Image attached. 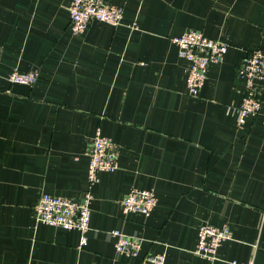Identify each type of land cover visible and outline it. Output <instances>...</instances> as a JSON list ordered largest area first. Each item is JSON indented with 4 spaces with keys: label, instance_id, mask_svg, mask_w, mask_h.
Listing matches in <instances>:
<instances>
[{
    "label": "crops",
    "instance_id": "crops-1",
    "mask_svg": "<svg viewBox=\"0 0 264 264\" xmlns=\"http://www.w3.org/2000/svg\"><path fill=\"white\" fill-rule=\"evenodd\" d=\"M121 23L70 29V0H0V264H264V73L260 108L238 122V69L264 52V0H103ZM195 29L227 45L196 95L172 36ZM13 70H36L32 85ZM99 130L119 145L118 167L88 184ZM131 188L152 189L149 215L124 212ZM90 190L86 243L75 229L36 221L42 193L81 200ZM227 225L216 259L196 255L201 224ZM141 239L119 253L112 229ZM235 261V263L233 262Z\"/></svg>",
    "mask_w": 264,
    "mask_h": 264
},
{
    "label": "built area",
    "instance_id": "built-area-1",
    "mask_svg": "<svg viewBox=\"0 0 264 264\" xmlns=\"http://www.w3.org/2000/svg\"><path fill=\"white\" fill-rule=\"evenodd\" d=\"M70 29L80 34L90 22L101 21L112 26L119 25L123 8L110 5L103 0H70L68 5ZM179 50L187 65L185 67L186 87L189 95H196L207 78L208 66L223 60L227 51L226 43L211 38L199 30L190 29L174 35L170 39ZM264 73V52L255 49L245 58L238 69V75L244 80L243 95L237 107L238 122L245 117L255 115L260 108V99L255 80ZM38 76L36 70H13L8 74V81L32 85ZM119 145L99 130L92 137L88 152V184L91 187L98 180L102 171H114L118 167ZM90 190L81 200H74L60 195L42 193L34 206L36 221L63 229H75L80 234V245L86 243V233L90 223ZM157 204V197L152 189L131 188L121 200L122 210L149 215ZM115 249L122 254L137 256L141 249V239L112 229ZM231 237L227 225L201 224L197 228V243L193 252L209 261L216 259L220 245ZM235 263V261H233ZM140 264H165L163 252H149L142 256ZM247 264H251L247 263Z\"/></svg>",
    "mask_w": 264,
    "mask_h": 264
}]
</instances>
